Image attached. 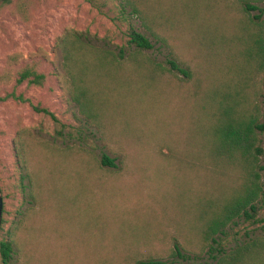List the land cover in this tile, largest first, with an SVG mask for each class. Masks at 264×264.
Here are the masks:
<instances>
[{
  "label": "rangeland",
  "instance_id": "1",
  "mask_svg": "<svg viewBox=\"0 0 264 264\" xmlns=\"http://www.w3.org/2000/svg\"><path fill=\"white\" fill-rule=\"evenodd\" d=\"M140 1L154 26L131 13L132 6L140 10L137 0H11L0 7V96L26 99L0 102V239L13 238L10 264H135L134 257L148 254L168 264L211 262L206 247L186 233L204 219L205 200L193 194L238 182L233 168L203 161L209 151L197 130L207 123L209 101L202 90L237 91L264 121V71L246 57L253 49L249 21L239 18L243 1L261 7L264 0ZM129 27L152 47L130 45ZM69 33L122 61L145 58L135 71L104 54L78 63L75 92L85 118L63 69L60 45ZM223 58L234 67H223ZM26 65L45 75L40 87L15 85ZM103 155L114 166L103 164ZM256 217V224L236 218L226 226L225 235L217 234L220 246L264 237V207ZM174 242L191 249L182 248L189 260L168 257Z\"/></svg>",
  "mask_w": 264,
  "mask_h": 264
},
{
  "label": "trees",
  "instance_id": "2",
  "mask_svg": "<svg viewBox=\"0 0 264 264\" xmlns=\"http://www.w3.org/2000/svg\"><path fill=\"white\" fill-rule=\"evenodd\" d=\"M126 1L129 2V0ZM10 2L11 0H0V7ZM137 2L140 6L139 12L136 7L132 6L131 13L134 15L139 13L140 17L145 19L151 18L150 24L154 26V19L151 13L143 8L140 0H137ZM252 10H258L259 13L252 15ZM240 11L242 12V16L240 15L239 18H245L249 21L246 30L251 34L253 45V49H251L252 47L249 49L246 57H254L253 59L257 69L264 71V21H256L260 14L264 13V5L259 7L258 5L243 1ZM80 36L77 33L64 35L60 47L63 58V69L67 77V82L69 83L71 98L77 104L79 112L84 117V112L75 92L78 84L75 77L78 72H81V66L78 63L86 62L85 58L90 56L104 54L119 67L124 68L126 63L132 64L133 67L131 70L135 71L137 68L136 65L141 64L139 60L145 61V58L132 54L122 61L123 58H116L110 51L92 46ZM128 43L140 50L152 47V43L146 36L131 27H129L128 31ZM222 62L223 67H227L226 69L234 67L232 60L229 62L227 58H223ZM156 66L154 64V69ZM172 66L176 67L174 63H172ZM181 71L186 74L184 70ZM44 78L45 75L43 73L36 71L32 66L26 65L19 69L15 85H20L26 81L29 85L40 87ZM180 80L182 81V79ZM182 82L187 83L188 81ZM81 89L85 90L84 88ZM202 91H206L204 97L209 101L207 106L205 105L208 107V111L206 112V116L204 115L203 117V120L207 123L204 124L201 133L197 130L198 137L206 141L204 146L209 151L208 155L203 158V161L213 164L220 162L218 164L221 166L233 168L232 170H235V173L232 181L235 180V183H238L237 185L233 184L232 186L226 185L222 187L223 185L220 186L218 182L217 184L210 185V188L213 187L210 190L211 192L207 190V187L204 190H197L193 196L201 197L205 200V204L201 210L204 219L198 227H193L186 231V233L192 234L190 238L198 242L199 246L202 248L206 247V253L211 260V262H207L206 264H264V237L254 238L249 242L239 244L229 250H226L224 246H220L221 243L217 239V234L225 235L226 226L236 222V218H242V220L250 222V224H256L260 221L256 216L264 207V177L260 173L264 167L259 164L260 155L263 154L262 139L260 136L264 133V121H259L258 106L255 105L253 108L244 106L243 104L248 103L249 105L250 103L243 101L244 97L240 93L237 95V91L230 92L229 89L222 87L212 91H208L207 89H203ZM8 98L20 101L26 100L21 95H15L11 92L0 96V102ZM237 101H241L242 103H238ZM32 107L35 111L48 114L53 119H56L54 114L47 108L39 107L38 105H32ZM195 144L198 147H204L199 143ZM16 150L18 152V149ZM23 152L24 150L21 151L20 155L22 158V166L25 168L28 160L27 156L25 158ZM190 161H192V158ZM102 163L114 166V159L103 155ZM19 164H21V161ZM19 174V188L23 194L26 189L24 180L30 173L29 171L28 173L25 171V173L21 172ZM12 239L11 236L0 239L1 264H10L12 260ZM136 247L128 249L127 251H132ZM182 248L186 252L191 251L187 247L182 246ZM182 248L180 243L174 242L173 248L168 252V257L173 258L177 256L183 261L189 260L191 257ZM133 254L134 252L131 253V255ZM161 258V256L148 254L145 259L138 257H134L133 259L135 264H168L166 259L162 260Z\"/></svg>",
  "mask_w": 264,
  "mask_h": 264
},
{
  "label": "water",
  "instance_id": "3",
  "mask_svg": "<svg viewBox=\"0 0 264 264\" xmlns=\"http://www.w3.org/2000/svg\"><path fill=\"white\" fill-rule=\"evenodd\" d=\"M2 194H1V190H0V223H1V215H2Z\"/></svg>",
  "mask_w": 264,
  "mask_h": 264
}]
</instances>
